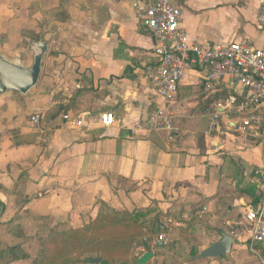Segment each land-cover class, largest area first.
<instances>
[{
	"label": "crops",
	"instance_id": "crops-1",
	"mask_svg": "<svg viewBox=\"0 0 264 264\" xmlns=\"http://www.w3.org/2000/svg\"><path fill=\"white\" fill-rule=\"evenodd\" d=\"M153 1H74L54 39L47 30L43 35L49 51L37 87L26 95H0L2 247L30 252L29 243L36 247V239L56 227L79 229L95 221L101 204L121 213L154 208L176 214L179 219L170 221L176 228L198 217L207 223L208 247L220 239L218 230L234 237L232 256L250 247L246 213L264 202V141L241 127L238 104L248 91L235 83L208 90L205 72L194 69L167 107L173 131L136 129L163 106L147 79V69L158 62L155 41L135 8ZM262 1L177 5L193 42L210 48L247 41L264 50L257 22ZM0 53L12 63L19 58ZM106 113L114 117L110 127L101 122ZM255 247L264 251V244ZM145 253L138 250L129 264ZM88 259L77 264H92ZM156 259L153 253L150 261Z\"/></svg>",
	"mask_w": 264,
	"mask_h": 264
},
{
	"label": "built area",
	"instance_id": "built-area-1",
	"mask_svg": "<svg viewBox=\"0 0 264 264\" xmlns=\"http://www.w3.org/2000/svg\"><path fill=\"white\" fill-rule=\"evenodd\" d=\"M139 18L155 41L158 62L147 69V79L153 85L163 106L151 113L136 126L137 130L173 131L172 118L167 107L177 97L186 75L198 69L205 72L208 90L224 88L228 84H240L248 91L247 98L238 104L243 116L241 127L254 137L264 141V50L256 49L247 41L228 43L206 48L191 40L190 34L182 28V11L177 0H154L135 5ZM258 26L264 31V0L258 14ZM237 104L234 97L229 99ZM220 114L213 117L212 128L217 127ZM65 119L70 117L65 116ZM37 122V118H33ZM103 126L114 123L111 114L101 116ZM77 126H82L78 122ZM205 211L202 212V215ZM247 230L250 234V248L264 244V202L261 207L246 213ZM154 238V246H167L171 240L165 231Z\"/></svg>",
	"mask_w": 264,
	"mask_h": 264
},
{
	"label": "rangeland",
	"instance_id": "rangeland-1",
	"mask_svg": "<svg viewBox=\"0 0 264 264\" xmlns=\"http://www.w3.org/2000/svg\"><path fill=\"white\" fill-rule=\"evenodd\" d=\"M74 1L76 3L80 2V0H0V50L4 52L5 50H9L10 53L14 52L16 54L15 57L19 55V58L15 59V64L24 68H30L34 60V53L30 48V44L38 42L41 35L46 33V30L48 34H54V39L56 36V24L65 20L67 15L70 16L69 13ZM30 27H34V29H30ZM13 40L19 42V44L17 45ZM17 50L21 52L17 54ZM24 51L28 52V57L30 56V64L28 63L29 58L27 59V54L25 55ZM7 58L13 57L7 55ZM16 60H20V63ZM200 220L204 224L194 227L195 235L190 234L191 231L188 233L182 232L183 235H179V231L177 230L182 229L186 231L192 228L191 222H186V225L182 228H176L171 225V222H165V231L169 234L171 242L164 247L154 246V238L158 234L156 229L159 227L157 221H147L146 225L144 224L142 228H123L117 232H111L109 235L113 234L111 237L118 240L119 238L126 240L133 236L135 237L132 242L131 254L127 261H135L137 259L135 253L138 250L140 254L150 250L157 256L154 263L150 261L152 264H190L192 262L190 260L191 249L208 247L209 242H211L209 234L203 233L207 229H205V221L203 219ZM59 231H62V229L56 227L46 237L36 239V247L29 243L28 248L31 254L30 252H26L25 248L20 245L17 254L12 252L3 254L5 250L12 247L4 246L0 248L2 250L0 253V263L13 264L20 262L21 264H33L34 260L36 261L39 258L43 260L44 252L54 249L56 243L55 235ZM200 232L202 235L198 234ZM97 251L98 248L94 247L92 250H87L85 254L78 252L76 255L70 257V262H72L71 264H77L84 257L96 258L100 255ZM234 251L233 256L232 253L225 256L221 264H264L263 252L260 247H249L248 250L241 252H238L236 249ZM49 256L47 255V260L45 259L46 263ZM22 257H24L23 260ZM197 264H211V262Z\"/></svg>",
	"mask_w": 264,
	"mask_h": 264
},
{
	"label": "trees",
	"instance_id": "trees-1",
	"mask_svg": "<svg viewBox=\"0 0 264 264\" xmlns=\"http://www.w3.org/2000/svg\"><path fill=\"white\" fill-rule=\"evenodd\" d=\"M68 18L69 15H67L65 20H62V22L66 21ZM174 218L179 219L176 214L168 213L164 215L159 213L157 209L154 208L136 210L133 213H121L105 204H101L98 217L95 221L85 223L84 226L79 229L70 228L56 232L57 234H54L56 237L54 249L47 252L45 251L43 260L39 258L36 261L34 260L33 264H71L72 262H70V257L72 255H76L78 252L85 254L87 250H92L94 247L98 248L97 252L100 253L98 257L102 258L101 264H129L130 261H127V259L131 254L132 242L135 237L133 236L126 240L119 238L118 240L112 238L111 236L113 234L109 235V233L114 231L117 232L123 228H142L147 221H157L159 223V227L156 231L159 234L162 231L161 228L165 222H170L171 219ZM187 222H191L190 224L192 228H189L186 231L182 230V232L188 233L191 231L190 234L192 235H195L194 227L202 226V224H204L198 217H194L192 220ZM217 233L220 237L226 234L222 230H218ZM19 247L20 246H14L7 249L3 254L9 252L17 254ZM0 248H2L1 242ZM198 249L199 248L191 249L190 260H192V262H190V264H194L195 258L199 255ZM1 252L2 250L0 249V253ZM147 252L151 251L148 250ZM47 255L50 256L48 258V262L46 263ZM262 256L264 257V251ZM23 258L24 257H22V260ZM87 258L90 257H84L83 259L86 260ZM83 259H81L80 262ZM223 259L224 257L219 260L221 261Z\"/></svg>",
	"mask_w": 264,
	"mask_h": 264
},
{
	"label": "water",
	"instance_id": "water-1",
	"mask_svg": "<svg viewBox=\"0 0 264 264\" xmlns=\"http://www.w3.org/2000/svg\"><path fill=\"white\" fill-rule=\"evenodd\" d=\"M34 53L33 64L30 68H24L18 64L7 61L0 53V95L7 92H16L23 95L29 93L37 87L42 74V65L44 57L49 51V43L44 40V36L40 37L38 42L30 45ZM234 248V237L224 234L220 239L203 250L195 258V262L208 259H221L232 253ZM153 258V253H145L139 260L138 264H148ZM92 264H100L102 259L89 258Z\"/></svg>",
	"mask_w": 264,
	"mask_h": 264
}]
</instances>
